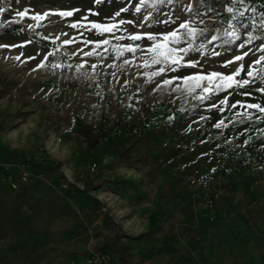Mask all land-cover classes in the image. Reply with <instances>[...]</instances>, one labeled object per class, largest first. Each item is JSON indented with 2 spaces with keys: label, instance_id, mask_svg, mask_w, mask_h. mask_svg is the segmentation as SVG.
I'll list each match as a JSON object with an SVG mask.
<instances>
[{
  "label": "rangeland",
  "instance_id": "obj_1",
  "mask_svg": "<svg viewBox=\"0 0 264 264\" xmlns=\"http://www.w3.org/2000/svg\"><path fill=\"white\" fill-rule=\"evenodd\" d=\"M10 2V6L6 7L8 11L0 14V23L6 25L0 28V45H19L29 40L31 43L25 47L0 48V210L8 211L7 218H10L0 217V264H66L72 256L71 250H83L87 245V253L98 251L93 246L95 239L112 230V225L116 229L115 233H118L116 220L124 217L125 211L122 212L121 195L116 197L111 194L110 188L125 186L128 182L121 179L110 181L105 178V174L100 176L101 170L121 174L127 169L139 173L160 167L169 169L172 176L167 177L161 172L162 182L170 178L188 184L179 183L181 190L188 191V194L185 191L179 194L183 199L188 198L185 203L190 204L193 221L194 218L197 221L191 228L193 231L197 230L198 221L205 216V212L214 214L220 211L222 215L229 212L232 217L240 213L248 217L252 214L249 207L253 202L264 205V120L259 119L264 113L243 107L228 108L221 113L208 108L212 101H195L184 91L173 92L172 88L159 86L162 84L159 78V83H150L143 73L155 69L137 67L142 63L140 52L135 55L126 53L125 57L116 59L110 44L106 46L109 49L107 53L103 52V48L98 50L104 59L98 56L84 57L80 49L90 51L92 46L79 41L111 37H100L88 32L80 36L78 30L68 26L88 14L89 9L99 12V16L89 15V20L106 22V17L113 16L123 7H129V11L121 13L117 19L135 20L137 24L143 22L145 27L127 25L126 33L117 34L163 32L175 28L181 20L192 15L181 11L184 4L190 3L209 27L222 29L227 27L231 17L219 8L221 0H176L173 5L161 9L165 13L171 11L173 18L177 15L180 17L171 27L152 25L151 20L144 22L139 19L143 14H134L131 7L138 0H104L103 4H95L93 0ZM246 3L254 5L257 13L264 12V0H246ZM25 8L30 10V14L50 10L79 11L66 19L50 15L37 29L27 27L35 23L28 18L21 23L7 24L9 20L19 19L15 12ZM153 15L159 16L160 13ZM209 17L217 23L209 21ZM246 17H252V13H247ZM255 20L259 24L260 16L256 15ZM241 31H253L255 35L264 37V29L253 30L249 27ZM57 36L60 39H55ZM71 37H76L78 42L63 45V40ZM244 39L246 36L242 34L241 41L232 45L229 51L218 48L223 53L220 57H201L202 71L228 73L233 70L234 66L226 69L222 62L239 54L237 45ZM115 43L130 41L117 42L112 39V44ZM261 43L264 40H257L243 51L249 48L255 50ZM54 49L59 51L47 63H60L62 67L52 69L49 66L33 71L45 53ZM18 55L21 59L15 60L14 57ZM259 55L261 53L258 51L254 55L250 54L244 61L246 68L249 61ZM32 56L36 59L29 60L28 57ZM123 59H130L133 63L123 65ZM85 61V67L78 72L77 65ZM91 64L97 65L95 71ZM261 66L264 65L257 67ZM198 70L182 69L169 75H185ZM89 75L94 78L89 79ZM260 86L261 83L257 81L235 92L221 93L216 100L228 95L230 103L240 100L264 106V94L255 90ZM244 91H250L252 95L239 94ZM123 98H126L125 103ZM141 98L150 106V112L147 116L135 115L133 122L136 132L126 133L120 144L116 145L113 122L118 110L129 111L131 103ZM244 113H250L252 119L249 120ZM222 118H226L228 126L216 129L213 125ZM102 124L104 132L111 135V139L88 136L81 132L83 125L99 128ZM227 133L229 136L226 140L232 136L237 137V144L233 147H239L238 150L241 149L243 153L251 152L256 164L253 171L256 176L252 178L257 180L255 192H249L250 188L246 185L236 187L235 192L227 197L236 206V210L232 211L228 209L224 192L234 187L227 182L223 173L215 171L212 176H206L202 169L205 156L209 154L216 157L218 153V143L215 144L214 140ZM177 156L176 162L165 164L168 159ZM109 158H114L113 164H110L112 161L109 162ZM141 178L143 180L140 183H134L136 188L150 186L147 175ZM63 184L67 187H61ZM114 197L116 200L113 204ZM84 211L89 215L83 214ZM96 219L107 223L103 225L102 231L93 228ZM174 228L177 230L178 243L189 253L188 261L192 264H211L207 256L199 252L194 244L195 248L187 245L185 238L179 234L187 229L184 224H174ZM259 232L258 229L255 234ZM245 233L246 242L250 232ZM192 236L196 237L195 234ZM256 242L261 243L259 240ZM178 249L181 248L178 246ZM257 249L264 252V245L258 244ZM125 252L129 254L128 259H131L132 252ZM177 260L179 264L182 258ZM69 262L81 264V258L77 262Z\"/></svg>",
  "mask_w": 264,
  "mask_h": 264
},
{
  "label": "snow or ice",
  "instance_id": "obj_2",
  "mask_svg": "<svg viewBox=\"0 0 264 264\" xmlns=\"http://www.w3.org/2000/svg\"><path fill=\"white\" fill-rule=\"evenodd\" d=\"M95 4H103L104 0H93ZM176 0H138V3L131 5L134 14H143L139 17L142 21L146 22L151 20L152 25L163 24L171 27L176 24L180 17L177 15L173 18L170 12H162L161 9L170 5H173ZM203 2V0H201ZM214 10V9H210ZM8 9L0 7V14L7 12ZM79 9L72 10H58V11H46L44 13L30 14V10L25 8L22 11H16L15 16L19 19L9 20L7 24L21 23L25 18L34 21V24H28V28L37 29L42 26L41 22L49 18L50 15H55L60 18H71ZM129 7H123L119 11L115 12L113 16L106 17V22L92 21L89 20V15L99 16V12H95L92 9L88 10V14L83 16L80 20L72 22L68 25L73 30H78L80 36H84L85 32L96 34L100 37H111L102 38L96 41L93 40H82L79 41L85 45L92 46L90 51H84L83 48L80 52L83 53L84 57L98 56L104 59L103 54L98 51L103 48V52L107 53L109 49L107 45H112V52L115 53L116 59L125 57V54L135 55L137 52L142 53V63L138 64V68L143 69H155L152 71L144 72L143 75L147 77L150 83H159L162 80L161 87L172 88L173 92L184 91L191 99L199 102L212 101L208 105V108L215 109L218 112L223 113L228 108L243 107L247 109H254L257 113H264V106L260 103H244L237 100L234 103L229 102L228 95L223 98L216 100V97L221 93H231L239 89L245 88V86H251L257 81L261 83V86L255 90L264 94V43H261L255 50L249 48L248 51H243L249 45L257 40H264V37L255 35L253 31H246L242 33V29L247 30L249 23H243L246 18V14L251 12L252 17L250 18L251 28L253 30L264 29V12L257 13V8L254 5L246 3V0H229L224 5V11L230 14V21L227 27H209V24L200 15L198 11L193 10V5L188 3L184 4L181 11L184 13H191V16L181 20L175 28L163 32H152V31H137L135 33H128L127 35L117 34L119 32H127V25H133L137 28H144L145 24L139 23L135 20L117 19L121 17V13H127ZM154 13H160L159 16H154ZM219 15V13H217ZM256 15L260 16L259 24L256 23ZM166 17V18H162ZM197 17H200L197 21ZM209 21L217 23V21L209 17ZM235 22V23H233ZM203 25V27H201ZM6 25L0 23V28ZM151 25H149L150 27ZM209 33H213L209 35ZM242 34L246 36L243 42L237 45L239 54H234L230 58L225 59L222 62L224 68L234 66L233 70L228 73H222L220 71H209L204 72L201 57L204 58H215L220 57L223 53L218 48H224L225 51H229L232 45H236L238 41H241ZM67 35V33H64ZM203 38V39H201ZM48 39V37H45ZM55 39H60L57 36ZM112 39L117 42H123L125 40L130 43H115L112 44ZM199 41V42H198ZM220 42L217 44L216 42ZM76 37L63 40V45H72L77 43ZM31 41H26L24 44L19 45H0V48H16L25 47L30 44ZM212 45V47H209ZM59 49H54L45 53L43 60L33 69L38 71L51 67L52 69L61 68L60 63L48 64L47 61L50 57L55 56ZM258 51L261 53L254 60L249 61L248 66L244 61L250 54ZM15 60H20L21 57L15 56ZM29 60L36 59L35 56L28 57ZM81 63L77 65V71L85 67V64ZM133 61L130 59H123V65H130ZM121 65V67H123ZM109 67H115V65H108ZM71 67V65H68ZM93 71L97 68L96 64H91ZM182 69H200L198 71L185 74L170 76V73L180 72ZM87 75L86 73H81ZM115 76V73H112ZM89 79H93V76H88ZM174 85V87H173ZM243 96H251L250 91H244L239 93ZM240 115V113H237ZM249 120L252 119L250 113H244ZM171 119V118H170ZM203 119V117H202ZM226 118L220 119L213 126L216 129L225 128L228 125L225 123ZM259 119L264 120V116H260ZM215 171V169H212Z\"/></svg>",
  "mask_w": 264,
  "mask_h": 264
},
{
  "label": "crops",
  "instance_id": "obj_3",
  "mask_svg": "<svg viewBox=\"0 0 264 264\" xmlns=\"http://www.w3.org/2000/svg\"><path fill=\"white\" fill-rule=\"evenodd\" d=\"M227 134L214 140L215 144L218 143V153L216 157L207 154L202 169L206 176H212L215 171L223 173L227 182L232 188L234 187L232 190L229 187L224 192L228 209L232 211L236 210V206L227 197L235 192L236 187L246 185L250 188L249 192H255L257 180L252 178L256 176L253 173L256 164L251 152L243 153L241 149L238 150L239 147H233L237 144V137L232 136L226 140L229 136ZM177 159L178 156L168 159L165 164L174 163ZM110 161H112L110 164H113L114 158H109ZM157 164L160 165V162ZM160 168L148 169L146 173L132 169H127L121 174L102 170L99 172L101 177L105 174V178L110 181L121 179L128 182L125 186L117 185L118 187L110 188L111 194H115L116 197L121 195L122 212L125 211L124 217L116 220L118 233H115L116 229L112 225L113 229L104 235H99L93 244L99 251L106 252L112 257L111 264H177L178 258H182L179 264H192L188 261V251L182 249L177 241V230L174 228V224L177 223L184 224L185 228L189 226L186 230L178 231L179 234L185 238L187 245L194 244L199 252L207 256L211 264H232V262L233 264H264V255H262L264 252H259L257 249L258 244L264 245V205L253 202L249 207L252 214L250 213L248 217L240 213L232 217L229 212L226 215H222L220 211L214 214L210 211V213L205 212V216L202 215L203 217L198 221L197 230L193 231L191 228L197 221L195 218L193 221L190 204L185 203L188 198L183 199L179 194L182 191L188 194L187 190L179 188L181 183L188 186L187 182H178L179 180L170 178L162 182L161 172L167 177H171L172 174L169 169ZM144 174L150 178L148 182L150 186L136 188L134 183H140ZM189 191L192 192L190 189ZM116 197L112 200L113 204ZM136 198L140 199L132 202ZM83 214L89 215L86 211ZM93 222V228L97 231H102L103 225H107L102 221L98 222L97 219ZM258 229L260 232L255 234ZM245 232H250V238L246 242ZM177 245L182 250H179ZM87 250V245L83 250H71L72 256L66 264L70 260L77 262L78 258H81V264H84L89 256ZM127 250L133 254L131 259H128L129 254L125 252Z\"/></svg>",
  "mask_w": 264,
  "mask_h": 264
},
{
  "label": "trees",
  "instance_id": "obj_4",
  "mask_svg": "<svg viewBox=\"0 0 264 264\" xmlns=\"http://www.w3.org/2000/svg\"><path fill=\"white\" fill-rule=\"evenodd\" d=\"M250 18L246 17L243 21V23H249V27H251L250 24ZM150 112V106L145 102L143 98L139 100H135L131 103V107L129 111L125 110H118L116 117L113 122V126L115 128V144L119 145L123 135L126 133H135L136 132V125L133 122V117L135 115L137 116H147V114ZM105 127L102 124L99 128H95L93 125H83L81 126V132L85 133L86 135L90 136L93 135L94 137H104V138H112L111 135L104 132ZM5 216V218L8 217V211H2L0 210V217ZM8 219V218H7ZM10 219V218H9ZM8 219V220H9Z\"/></svg>",
  "mask_w": 264,
  "mask_h": 264
},
{
  "label": "built area",
  "instance_id": "obj_5",
  "mask_svg": "<svg viewBox=\"0 0 264 264\" xmlns=\"http://www.w3.org/2000/svg\"><path fill=\"white\" fill-rule=\"evenodd\" d=\"M229 0H221L220 3V9L224 12V5L228 3ZM11 2L10 0H0V5L4 8L10 6ZM123 101L125 103L126 98H123ZM61 187L66 188L67 185L63 184ZM112 262V257L103 251H92L89 256L86 258L84 264H111ZM67 264H76L75 262H69Z\"/></svg>",
  "mask_w": 264,
  "mask_h": 264
}]
</instances>
